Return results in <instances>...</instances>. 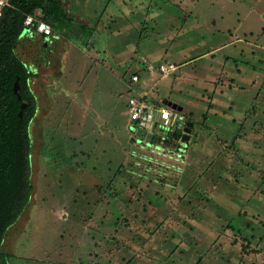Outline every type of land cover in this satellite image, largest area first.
<instances>
[{
  "label": "rangeland",
  "instance_id": "1",
  "mask_svg": "<svg viewBox=\"0 0 264 264\" xmlns=\"http://www.w3.org/2000/svg\"><path fill=\"white\" fill-rule=\"evenodd\" d=\"M90 1L102 24L116 10L88 58L72 38L44 41L46 60L37 36L20 43L37 112L10 264H264V17L229 30L210 0ZM146 73L137 94L195 122L185 145L130 128L128 82Z\"/></svg>",
  "mask_w": 264,
  "mask_h": 264
},
{
  "label": "trees",
  "instance_id": "2",
  "mask_svg": "<svg viewBox=\"0 0 264 264\" xmlns=\"http://www.w3.org/2000/svg\"><path fill=\"white\" fill-rule=\"evenodd\" d=\"M30 16L33 21L25 24ZM39 22L50 27V33L37 32ZM77 30V31H76ZM95 27L81 24L69 13L63 0H10L3 7L0 15V264H10L13 255L2 249L7 230L11 227L29 205L33 186L31 173V137L30 123L37 112L35 95L30 81L36 76L37 63L22 58L19 48L22 39L37 36L47 41L51 34L64 39L75 35L78 46L87 45V38L93 34ZM76 33V34H75ZM41 45L39 57L46 60ZM19 89L13 92L14 82ZM21 102L26 106L21 109ZM21 111V116L18 112ZM185 121H189V117ZM190 131L193 130L195 122ZM169 139L183 137L181 129H174ZM181 143L183 145L184 141Z\"/></svg>",
  "mask_w": 264,
  "mask_h": 264
},
{
  "label": "built area",
  "instance_id": "3",
  "mask_svg": "<svg viewBox=\"0 0 264 264\" xmlns=\"http://www.w3.org/2000/svg\"><path fill=\"white\" fill-rule=\"evenodd\" d=\"M10 0H0V15L3 7L9 4ZM33 18L28 16L26 18L25 24H30ZM37 32H43L49 34L50 27L46 23L39 22L36 28ZM160 71L163 73L169 72L168 67L160 66ZM140 81V80H139ZM138 76L136 74L131 76L130 85H135L130 87V95L126 104V113L131 122L130 128H132L137 133L145 132L147 137L150 139L149 144L160 146L163 143L166 145L167 142L182 144L180 139H169L168 134L174 129H183L185 127V116L181 114L180 111L173 107V103L166 101L155 103L145 96L134 93L139 83ZM176 116V121L174 125L171 123L172 116ZM132 125V127H131ZM156 143V144H153ZM177 144V145H178Z\"/></svg>",
  "mask_w": 264,
  "mask_h": 264
},
{
  "label": "crops",
  "instance_id": "4",
  "mask_svg": "<svg viewBox=\"0 0 264 264\" xmlns=\"http://www.w3.org/2000/svg\"><path fill=\"white\" fill-rule=\"evenodd\" d=\"M103 1L105 3V0H103ZM259 1L260 0H254L255 4L248 6L247 0H225L223 6H221V5H218L221 2L220 0H218V1L217 0H210V4H212V5L208 8V10L210 12L220 13V14H221V11H224L226 14L224 19L225 20H231V22H230L231 24L229 26H226V28L229 30L240 29L242 22L251 20V17L248 15L249 12L255 11L260 20L264 17V8H260V9L254 8V7H258L260 5L261 1L260 2ZM63 2L65 3L67 9L69 10L70 15L75 20L78 21V26H80L81 24H84L87 26L95 27L93 34H96V33L98 34V32H100L101 30H106L107 26H109V24H111V20L114 19V18H112L114 16L112 13L115 14L114 10H116V9H109V12L106 14L109 18H107L106 22L103 24L101 23V20H100L101 17L100 16L96 19L92 18L91 17L92 13H90V11H88L90 8V4H91L90 0H83L80 3H78V1H77V4L74 2V0H63ZM128 3L130 4L129 0H128ZM104 6H105V4H104ZM128 6L131 8L130 5H128ZM132 7H135V6H132ZM105 11H106V9H104V7H103V13L102 14H104ZM229 13H231L230 19L227 18V15ZM54 40L58 41L59 36L53 33L49 36L48 42L52 43ZM71 43H73L76 46V42H75L74 38L71 39ZM76 47H80V46L77 45ZM81 48H84L81 56L88 58L89 57L88 54L89 53L91 54V52L88 51L87 48H85V45H81ZM87 52H88V54H87ZM97 52L98 51H96V53ZM97 54L100 55L101 60H102V57H106L103 55V53H101V54L97 53ZM95 56L96 55H94L95 60H98V58H96ZM62 57H64V56H62ZM66 57H67V54L65 55V58ZM143 69L146 70L145 67H143ZM147 77L148 76L146 73V77L142 78L139 81L140 84H137V86H136L137 88H135L136 91H133L134 93H138L140 91H143V88H145V85L147 83ZM128 83H129L130 87L135 86V85H130V82H128ZM144 83H145V85H144ZM130 93L131 92L129 91L128 95H130Z\"/></svg>",
  "mask_w": 264,
  "mask_h": 264
},
{
  "label": "water",
  "instance_id": "5",
  "mask_svg": "<svg viewBox=\"0 0 264 264\" xmlns=\"http://www.w3.org/2000/svg\"><path fill=\"white\" fill-rule=\"evenodd\" d=\"M18 89H19V86H18V83L17 81L14 82V86H13V92L15 95H17V97L19 98V100L21 99L19 94H18ZM26 106V102H21V105H20V108L23 109L24 107ZM176 103H173V107L174 108H177L178 111H181V106H178ZM18 115L21 116V111L18 112ZM191 122L190 121H187L185 123V127L183 129V137L182 139L184 141H187L188 140V132L190 131V126H191Z\"/></svg>",
  "mask_w": 264,
  "mask_h": 264
}]
</instances>
